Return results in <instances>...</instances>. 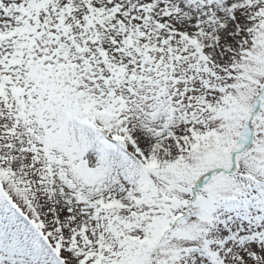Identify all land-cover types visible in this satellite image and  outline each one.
<instances>
[{
    "label": "snow or ice",
    "instance_id": "obj_1",
    "mask_svg": "<svg viewBox=\"0 0 264 264\" xmlns=\"http://www.w3.org/2000/svg\"><path fill=\"white\" fill-rule=\"evenodd\" d=\"M0 264H264V0H0Z\"/></svg>",
    "mask_w": 264,
    "mask_h": 264
}]
</instances>
